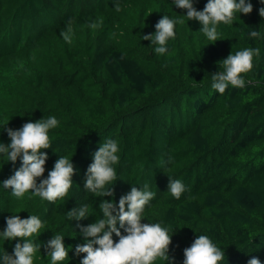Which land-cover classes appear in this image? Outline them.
<instances>
[{
    "label": "trees",
    "instance_id": "16d2710c",
    "mask_svg": "<svg viewBox=\"0 0 264 264\" xmlns=\"http://www.w3.org/2000/svg\"><path fill=\"white\" fill-rule=\"evenodd\" d=\"M207 2L193 0L198 11ZM247 2L253 11L219 24L213 42L173 0H0V143H11L7 128L54 116L58 126L48 133L51 148L41 150L48 159L37 183L60 156L75 168L64 198L48 202L31 190L16 198L3 181L22 160L13 164L0 153V233L7 217L35 215L44 227L27 238L41 244L34 264H51L46 245L54 235L69 251L58 264H80L81 226L102 218L100 203L114 200L118 209L132 186L148 185L155 197L141 223H159L172 236L170 262L153 264H183L184 249L200 235L225 252L220 264L253 257L264 264V3ZM164 15L184 23L175 25L161 55L142 36L154 34ZM69 21L71 44L61 36ZM252 30L260 38H251ZM245 48L260 49L252 71L242 74L245 87L214 91L211 76L223 70L218 62ZM110 139L120 158L114 195L97 197L84 187L86 171ZM168 176L185 185L179 199L168 191ZM83 205L89 216L70 220L68 211ZM16 243L24 240L0 235V264Z\"/></svg>",
    "mask_w": 264,
    "mask_h": 264
},
{
    "label": "clouds",
    "instance_id": "9594fccd",
    "mask_svg": "<svg viewBox=\"0 0 264 264\" xmlns=\"http://www.w3.org/2000/svg\"><path fill=\"white\" fill-rule=\"evenodd\" d=\"M176 7L186 10L187 21L196 20L201 24V31L209 41H219L217 26L221 23L231 25L236 13L244 15L253 11V6L246 0H208L202 11L196 10L193 0H173ZM264 3V0H261ZM117 12L120 6L115 5ZM259 15L264 17V8L259 10ZM184 23L183 19L173 20L164 15L155 25V33L143 35L142 40L151 41L155 45L154 52L165 54L168 51L167 43L175 39V25ZM72 22H68L67 30L61 33L63 39L71 44L73 28ZM95 23L90 27L95 28ZM260 32L252 30L251 38H260ZM260 55L259 48H245L230 53L227 58L218 62L222 71L212 74L211 88L223 95L231 85L233 88H244L245 79L242 74H247L253 69L254 57ZM58 126V120L54 117L40 119L36 122H27L20 129L7 128V134L11 143H0V153L5 154L8 162L13 164L21 158V167L7 180L3 181L4 188L12 190V195L22 198L30 190L35 196L48 202H55L64 198L72 186V177L75 168L66 157H61L55 162L54 167L48 172L46 179L38 184L37 179L45 172V163L48 159L43 149L51 148L49 130ZM118 143L115 140L103 142L98 151L93 155L91 163L86 171L84 187L97 197L113 196L114 181L117 173L113 167L119 162ZM169 177L168 191L176 199H179L186 191L185 185L179 179ZM155 197V193L148 190V185L141 190L132 186L130 192L119 199V205L115 201H102L99 205L102 218L87 226H81V232L86 240L83 245L75 247L77 255L86 254L80 264H153L155 260L162 259L170 262L168 255L172 236L168 230L159 223H141L146 205ZM70 220L87 218L88 206L73 208L68 211ZM119 224V228L117 227ZM44 227V222L35 215L21 219L19 215L6 218V228L0 235L5 241L21 238L24 243H16L13 254L3 253L4 264H34V256L40 250L41 244H35L31 239ZM123 229V233H121ZM113 233L119 238L114 242ZM64 237L54 235L47 242L49 249L47 255L51 257V264H58L68 258V249L63 243ZM98 245V247H97ZM225 259V252L218 248L206 235L197 236L190 247L184 249L183 264H220ZM248 264H261V261L253 257Z\"/></svg>",
    "mask_w": 264,
    "mask_h": 264
}]
</instances>
